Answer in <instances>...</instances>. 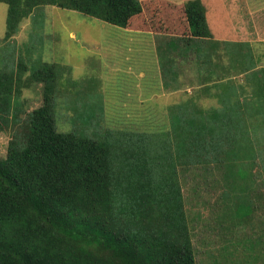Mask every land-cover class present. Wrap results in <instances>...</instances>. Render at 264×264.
<instances>
[{
    "label": "trees",
    "instance_id": "trees-1",
    "mask_svg": "<svg viewBox=\"0 0 264 264\" xmlns=\"http://www.w3.org/2000/svg\"><path fill=\"white\" fill-rule=\"evenodd\" d=\"M0 2L7 5L5 39L39 7L69 9L121 29L144 12L140 0ZM165 6L159 17L183 15L188 36L168 40L166 61L165 43L157 47L169 65L162 74L176 76L172 49L179 63L193 59L198 89L217 105L202 107L198 94L189 95L169 106L162 130L119 139L114 130L93 138L61 132L54 109L62 66L30 61L26 50L25 59L13 60L14 53L6 57L0 49V132L11 136L0 157V264H197L193 239L196 227L208 228L202 210L211 206L207 200L198 203L200 211L186 206L178 167H198L204 182L210 175L219 183L221 206L210 230L250 226L253 235L241 237L244 258L227 256L226 247L240 240L229 242L221 264L264 261V232L251 225L264 206V65L247 42H215L200 0ZM33 85H41L42 103L27 111L22 91Z\"/></svg>",
    "mask_w": 264,
    "mask_h": 264
},
{
    "label": "rangeland",
    "instance_id": "rangeland-1",
    "mask_svg": "<svg viewBox=\"0 0 264 264\" xmlns=\"http://www.w3.org/2000/svg\"><path fill=\"white\" fill-rule=\"evenodd\" d=\"M140 1L144 12L134 18L126 29L69 9L45 6L33 10L10 39H5L7 5L0 2L2 53L6 57L14 53L13 60H17L21 54L25 59L24 53L28 51L30 61L55 63L63 68L61 91L54 109L59 131L99 137L104 133L107 136L114 130L119 139L139 131L146 134L150 129H164L169 106L189 95L198 94V103L202 107L217 105L216 98H210L198 89L193 59L190 63H178L175 79L171 72L168 75L166 72L164 75L167 76L161 78V83L166 81L169 84L168 88L180 89L169 92L166 89L157 96L155 92L161 88L159 73L167 70L159 58L157 47L165 43L162 55L166 61L170 55L165 53L164 47L171 46L167 44L168 40L173 36H188L183 15L177 14L171 20L161 19L159 8L166 7L167 2L180 8L182 2L188 0ZM200 1L205 7L208 27L215 42H221L225 36L237 32L240 40L251 44V49L260 58V65H264V0ZM25 62H28V58ZM223 62L226 63L227 59L223 58ZM234 78L243 80L241 76ZM211 90L214 92L215 89ZM22 92L25 110L30 111L41 105V85L24 88ZM161 107L163 109H159ZM100 118L103 124L98 123ZM86 125L88 128H84ZM10 138L8 132H0L1 158L6 154ZM178 169L183 170L179 177L186 206L193 209L202 200H207L211 206L208 210H202V217L205 218L203 224H207L208 228L196 227L193 239L196 263L212 264L213 255L218 257L221 264L225 258V247L237 240H240L239 244L234 246L231 243L226 247V254L229 258L233 256L235 260H242L247 249L243 239H246V235H253L250 226L241 225L238 233L214 227V231L210 230L216 226L214 217L221 206L219 183H213L210 175L204 182L201 176L205 172L198 167ZM214 177L217 179L220 175L215 174ZM198 209L200 211L202 208L198 206ZM257 209L251 225L257 223L254 231L258 234L264 232V226L260 224L264 223V206L259 204ZM256 264H264V261L260 259Z\"/></svg>",
    "mask_w": 264,
    "mask_h": 264
},
{
    "label": "crops",
    "instance_id": "crops-1",
    "mask_svg": "<svg viewBox=\"0 0 264 264\" xmlns=\"http://www.w3.org/2000/svg\"><path fill=\"white\" fill-rule=\"evenodd\" d=\"M207 18V17H206ZM208 23V22H207ZM225 34H227V33H225ZM223 41H229V42H245V41H243V40H240L238 37H237V32H235V33H232V35L231 34H229V35H227V36H225L224 37V39H223ZM248 44H250L249 42H247ZM250 46H251V44H250ZM252 47V46H251ZM171 58H174L175 59V67H174V69L176 70V68L177 69H179L178 68V58H177V56H176V53L173 51V49L171 50ZM159 58H160V56H159ZM167 66V65H166ZM176 72V71H175ZM159 74H161V77H160V79H159V84L161 85V88L159 89V91H157V92H155L156 94H157V96H159L160 94H162V93H164V91L167 89V91L169 92V91H177V90H179L180 88H175V87H172V88H168V86H169V84L166 82V81H164V83H161V78H162V76L163 77H165V76H167V75H163L162 73H159ZM176 74V73H175ZM172 77H174V79H175V76L173 75ZM155 96H153V98H154ZM157 99H159V98H157ZM163 99V98H162ZM163 101H164V99H163ZM178 103V101H176V103L175 104H177ZM172 105H174V104H172ZM172 105H170V106H172ZM159 109H163L162 107L161 108H159ZM164 110H166V109H164ZM168 114V113H167ZM140 132V131H139ZM137 133V132H136ZM141 133V132H140Z\"/></svg>",
    "mask_w": 264,
    "mask_h": 264
}]
</instances>
